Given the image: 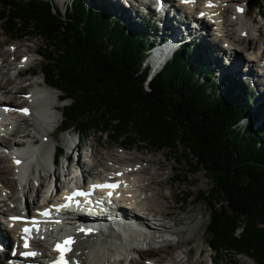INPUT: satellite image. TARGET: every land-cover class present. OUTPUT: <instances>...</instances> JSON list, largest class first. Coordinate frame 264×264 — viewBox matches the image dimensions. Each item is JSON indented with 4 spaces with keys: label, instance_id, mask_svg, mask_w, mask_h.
Listing matches in <instances>:
<instances>
[{
    "label": "trees",
    "instance_id": "1",
    "mask_svg": "<svg viewBox=\"0 0 264 264\" xmlns=\"http://www.w3.org/2000/svg\"><path fill=\"white\" fill-rule=\"evenodd\" d=\"M0 2L5 34L46 40L43 77L70 99L63 125L82 138L167 148L201 167L210 181L198 196L210 211L207 247L215 258L243 254L264 264V129L254 117L239 126L247 105L234 100L229 80L215 87L201 52L182 47L148 78L145 31L113 20L106 7L72 0L62 13L47 0Z\"/></svg>",
    "mask_w": 264,
    "mask_h": 264
},
{
    "label": "bare ground",
    "instance_id": "2",
    "mask_svg": "<svg viewBox=\"0 0 264 264\" xmlns=\"http://www.w3.org/2000/svg\"><path fill=\"white\" fill-rule=\"evenodd\" d=\"M111 1L114 3L115 5L114 9L116 11L120 13L124 12L125 8H123V6H126V3L124 4L123 0H111ZM176 1L178 2L177 4H164L161 1V3L159 4L156 10L155 8H153V4H154L153 0H124V2H128V4L130 3L134 4V7H132V9H135L134 14H136V16H134V14H130L132 18L141 16L140 10L142 13H144L146 9L152 8L155 14L157 15L159 21L163 25H168L169 27L178 26L180 28V37H186V38H198L199 37L202 41H204L208 45L213 44L215 48L214 53L217 56H220L222 60L224 58L226 59L227 67H223V66L222 67L225 68L228 71V73L232 74V76L241 77L244 82L246 81L249 82V84L251 85L250 88L252 89L253 94L255 93L254 88H256V94H254V96H256V99L260 102V105L263 104L264 106V75L260 77L257 73L255 65L253 64L256 62L257 67L261 66L262 64L264 65V61H262L263 63L257 62L258 61L257 57L259 53L264 54V51H262V49L261 50L259 49L258 53L254 54L252 51L254 49L247 48L246 52L248 53L249 58L248 59L246 58V60L243 59V56H241V54L240 55L238 54L235 56L233 54L228 55L225 53L227 52L228 49H230V52H231V48H234L233 50L237 51V49H235L236 46L240 48V46L242 47L244 45L245 39L235 38L234 35L237 36V32L235 33L233 31L231 32L229 29L230 25H232V21L230 20V17H229L230 13L228 12L231 11L229 4H233L236 6L240 3H244L246 0H224L222 4H225V5L222 10H216V6L219 0H195L194 3H188L187 5H181L182 0H176ZM208 2H211L214 5V10H209L207 8H204ZM195 4L200 5L201 8L199 10H191L193 9ZM195 11H197V16L195 15ZM202 11L203 12L209 11L206 15V19H201L199 17V13ZM126 17L128 18V16ZM210 28H211V33L217 35L216 37L217 39H223L224 45L222 47L218 45V41L216 39H210L209 37V35H211V33L209 32ZM251 30L252 28L249 22L246 26H242L240 29V31L245 32L244 37L246 39L249 38V40L247 39L248 44H251L252 42V39L250 37ZM260 41L258 39V41H256L257 44L260 43ZM230 44L234 45L235 47H231ZM20 50H21L20 47L17 48V50L16 48H14L13 49L14 51L13 52V62L11 63L5 60L4 64L1 66L2 72L0 76L2 77V79H0V89L3 90V93L6 94V98L9 100H15L16 98H18L17 94L19 93L18 91L20 90V88L18 89V84L16 82L18 81L19 78L23 79L27 75V74L23 75L24 69H21L20 71H18L16 78L13 79L9 77V73L13 70L12 65L15 64L14 62L18 58L15 55H18ZM238 51H240V49H238ZM157 55L162 56L163 60L161 64H163L169 56L168 48L166 47L160 48L155 56ZM208 60H210V57L208 58ZM210 61H212L213 63H217L215 59H211ZM0 62H1V58H0ZM263 67L264 66H262V68ZM3 69H5L4 72H3ZM34 72H36L35 75L37 76V71L34 70L33 68L31 70V74H34ZM28 77L31 78L29 75ZM3 81H5V85L7 84L14 85V88L16 89V91L13 92L14 96H10V91L6 90V88L5 89L3 88L4 86ZM36 84L35 85L37 87L41 86V84L39 83H36ZM33 89H34L33 96L35 97L36 103L28 104V100L26 97H25L26 100H21L18 103L21 105V107H29V108L35 109L33 119H32L33 123L30 122L28 118H25L17 114L15 116L16 117L15 119L16 132L20 131V129L18 128V124H19L18 121H20V119H24L25 121H28L30 124L34 125L36 128L40 129L41 132H43L44 134L46 127H49V126L55 127L61 121V115L57 116L54 113L53 108L51 107V104L48 105V102H47V100H51V101L57 100V98H59V95H57V92L52 90L55 88H52V89H44V88L40 89L39 88L38 91L36 90V87ZM47 90L50 91V95L45 93ZM38 103L40 104L37 106V109H36V105ZM22 123H24V121H22ZM32 125H29L26 131L22 130V132H24L23 140L25 142L21 143L20 141L15 140L14 146L22 147L24 146L25 143L27 144L25 147L20 149V150H25V151L22 152L20 156L18 155L16 157L21 163L28 161L30 158L34 156H37L41 160V172L34 174L35 178L38 181H40L38 183V186L35 187V184L32 180L30 181L26 180L25 183L20 187L22 190L23 197H25L27 194L34 195V198H33V202H34L35 200H38L39 195L44 190L45 192H47V190H49L51 186L50 184L52 183V181L51 183L50 181H48L45 184H42V181L46 180L47 176H51V173L49 170H52L53 166L51 163V160H52L51 150L49 148L51 146V141L56 140V136H54V133H53L49 137L51 140L48 141L46 144H43L40 147L35 146L34 148H30L32 147V145H29L31 143H28L25 138H31L32 134L30 133L31 131L29 130V127ZM19 135L21 134H17L15 138L17 139L18 138L17 136ZM33 142L36 143L35 141ZM80 143L82 144V142H79L78 144ZM78 146H75L74 150L78 152V166L83 174V178L86 181L89 179H92L95 182L98 178H100L98 171H97L99 166H95L96 162L92 158V153L89 155V161L88 159L84 157V160L86 161V163H81L82 156H80L79 154ZM27 148L28 149L30 148V150H26ZM3 159H4V162H5V159H8V161L10 160L6 156H0V162ZM161 160L159 158L158 159L151 158L149 162L151 164H149L148 167H142V165L140 166V164H134L136 167V168L134 167L135 170H130L132 167L131 165H126L123 161H119L118 159H115L116 162L113 161L114 164L108 163L109 166H106L107 164H104V162L100 163L102 166L101 168L106 172V175H104V177H109L111 179L116 180L117 183L122 187L121 189H122V195H123L124 200L128 201L126 202L127 208H121L119 212L121 214L128 216V218L137 220L139 222L137 228H139L140 226L141 227L147 226L146 218L142 217L147 212H152L154 215H157L160 218H163L165 220H171L172 222H174L173 224L174 226L182 225L181 223L183 219H180L179 215L182 212L184 213L186 212L185 210L186 208L184 206L185 205L184 203H186L185 201L186 196L185 197L183 196L182 198L181 196H178L176 194V191L178 190V188H174V186H172L173 178H168L167 180L162 179L165 175L164 173L168 170L169 165L163 163L162 162L163 160L162 161ZM103 164L105 166H103ZM11 165L13 166L12 163ZM60 167H62V165H60ZM71 167L73 166L69 164L64 170L65 176L68 177L69 181H72L74 178L73 170ZM12 168H14V166ZM58 168L59 166L56 167L53 172L55 175V185L54 186L56 188L61 186V180H60L61 175L57 171ZM91 168H94V169H91ZM19 170L23 172L20 175V177L22 179H26L27 177L25 174V168L19 169ZM11 171L12 170L7 165L6 168L1 170V176L4 177L6 174L7 175L10 174ZM43 172H46V174L42 175ZM118 173L120 175H117ZM3 180L5 179L3 178ZM14 182H16L15 179H14ZM4 183L5 182L0 179V184L2 185ZM30 183L34 184V193H28L26 191L27 189L32 190ZM127 186H132V189L124 191V188ZM2 187L4 189L3 192L8 191L10 194L11 192H13V190H8L3 185ZM42 188H44L43 191H41ZM167 189L171 190V195H167L165 193L166 192L165 190ZM184 190L186 189L183 188V190L181 191H184ZM187 194L189 193H186V195ZM51 198L52 197L50 196V198L44 199V201H46L47 203L44 204L43 206H50ZM15 200L16 199L13 198L11 194V195H7L6 199H2L1 202L7 205L8 201L13 202ZM182 201H183V204H181ZM17 209H18L17 206L8 207L7 209V208H3L0 205V248H7L8 246H13L12 237L15 238L17 234H19L18 223L10 222L8 220V218L12 215L11 212L16 211ZM156 220H159V219L156 218ZM121 222H122V225L124 226L131 225L127 220H122ZM166 228L168 227L166 226ZM173 228L174 227L171 226L169 229L172 230L175 234L182 232V230H174ZM129 230L131 231L130 233L121 232V231L118 232L115 229H110V228L105 229L103 232H100V233H96V232H90L87 234L84 232H78L77 234L66 233L65 237L71 236V239L74 240L73 245L70 247V253L68 255V259L73 264H101L104 262L109 264V258L113 255L115 256L119 255L120 257L124 258L125 256L132 255L133 253L136 254L137 251L135 249L136 247L135 244H137V242L139 241L143 242L147 240L148 235L146 231L143 229L136 230V231L132 229H129ZM150 230H153V229H150ZM164 241L174 242V240H162V241H159L160 243L157 241L156 242L161 244ZM178 243L180 244L181 242H178ZM159 244L156 246H152V247L157 248L159 247ZM32 246L33 247H43L41 242H33ZM166 246L167 248L178 249L177 248L178 246L173 243H169ZM142 252L145 253L143 250ZM180 253H183V252H180ZM5 257L10 259L11 249L8 254L6 252L0 254V258H5ZM41 261H42L41 258H36V259L28 258L27 259L28 264H42ZM137 262L138 261H136L134 264H136ZM123 263L124 261L122 258H120L119 261H116V264H123ZM149 263L150 264H161V263H164V261L163 260L159 261V259L156 262L155 260H150L146 264H149ZM171 264H185V262L183 261L182 258L178 256H173V262H171Z\"/></svg>",
    "mask_w": 264,
    "mask_h": 264
},
{
    "label": "rangeland",
    "instance_id": "3",
    "mask_svg": "<svg viewBox=\"0 0 264 264\" xmlns=\"http://www.w3.org/2000/svg\"><path fill=\"white\" fill-rule=\"evenodd\" d=\"M53 3L59 7V8H63L64 5H62V1L63 0H52ZM247 4H248V12L245 15H242L239 19H237L235 22L232 21V25H230L229 29L232 32H237L238 35L241 34L240 30L237 31L236 27L238 29H240L241 25H247L248 22L249 24L251 22H253V28L250 32L251 34V39L252 42L251 44H248V40L249 38H245V37H240V36H235V38H243L245 39L244 45L240 46V48H238L237 46L235 47V49H237V51L235 50H227V52H225L226 54L230 55H240L243 56V58L247 57V48L250 49H257V50H261L264 51V24L261 23L260 21H264V0H246ZM258 4V5H257ZM0 7H1V2H0ZM115 8V7H114ZM134 10L135 9H131V13L130 14H134ZM140 10V9H139ZM257 10L259 11L257 13ZM231 12V11H230ZM228 12V13H230ZM122 14H125L126 16H128V10L125 9L124 12ZM140 14L143 15V13L140 10ZM195 15L197 16V11H195ZM134 16H136V14H134ZM141 19H144V21H147L146 17H142L139 20H137V24H135V28L137 30H145V26H143V24L140 22ZM231 19L233 20V15L231 16ZM157 25V22L153 21V25ZM256 29H258V34H256ZM155 30V28H152L151 32H153ZM250 31V30H249ZM146 32L149 34V30H146ZM160 32V31H159ZM158 32V33H159ZM159 37V34H158ZM263 37V38H262ZM14 39H11L9 36H7L1 29H0V58H1V62H0V74L2 72L1 66L4 64V61L7 60L8 62H13V49L16 48H21V50L19 51L17 56L18 58L16 59L19 60L26 52H34L31 53L33 55V57H35L36 59H38L37 62L34 63V65L32 66V68H34V70L37 71V78L39 80H43V76L42 74L39 72V68L42 65V60L44 59L43 57V53L44 51V45H45V41L44 39L36 34H28L25 35L21 38H16L13 37ZM255 38V39H254ZM260 41V43L257 44L256 41ZM217 40V39H216ZM247 40V41H246ZM149 41V39H148ZM218 45H220V47H222V43L224 42L223 39H218ZM256 42V43H255ZM12 49H8L10 45H13ZM206 44V45H205ZM202 43L201 46L204 47V55H208L210 52V49H212V55L210 57L211 59H215L217 62H219V64H221L223 67H227L226 65V59L224 58L222 60V58L220 56H217L214 53V45L210 44L208 45L207 43ZM253 44V45H252ZM247 46V47H246ZM253 47V48H252ZM210 48V49H209ZM238 49H240V51H238ZM230 52V53H229ZM234 57V56H233ZM232 57V58H233ZM207 60L208 63H213L212 61ZM16 61L14 62L15 64L12 65L13 70L9 73V77L11 78H16L18 71L15 72V69L17 68L16 66ZM210 61V62H209ZM18 63V62H17ZM210 67V65L208 66ZM5 71V69H3V72ZM261 71V70H260ZM14 72V73H13ZM27 74V75H26ZM36 74V73H34ZM23 75H26L23 79H18V81L16 82L18 84V89L20 88V90L18 91L19 93L17 94V97L22 99V100H26L24 95H27L28 90L35 88L38 91L39 88L43 89L44 87L40 86L37 87L36 85V81H33L32 78L28 77V72L23 73ZM1 77V76H0ZM2 79V77L0 78ZM202 79V78H200ZM4 80V78H3ZM241 81V83L244 85L245 88H250V84L249 82H244L242 80V78L240 77L239 79ZM3 88L8 91H10V96H14V93L16 91V89L14 88V85H10L7 84L5 85V81H3ZM31 84V85H30ZM36 84V85H35ZM13 86V87H12ZM22 89V90H21ZM44 89H52V88H44ZM53 91L57 92V95H60V92L57 89H52ZM254 94H256V88H254ZM33 93V92H32ZM6 97V94H5ZM256 99V96H254ZM11 98V97H10ZM258 101V100H257ZM48 105L51 104V107L53 108L54 113L59 116L61 115L60 111L57 107H55L54 102H56V100L51 101V100H47ZM69 102V100H65L63 102V104H67ZM259 102V101H258ZM46 103V102H45ZM40 103H38L36 105V109L37 106ZM260 105V102L258 103ZM59 105V104H58ZM263 105V104H262ZM57 108V109H56ZM260 109H264L263 107L259 108ZM62 118V115H61ZM261 118H262V113H261ZM22 121H24V123H22ZM18 128L20 129V131L17 134H21L22 130L26 131V129L28 128L30 124L28 121H25L24 119H20V121H18ZM61 124V121H60ZM245 125V120L239 124V126L241 128H244ZM27 126V127H26ZM59 126V125H58ZM58 126H55L54 128L57 129ZM30 128V127H29ZM18 129V130H19ZM30 132V131H29ZM31 133V132H30ZM16 134V135H17ZM16 135L14 136L13 139H16ZM22 135V136H21ZM19 136H17L18 138L16 139L17 141H20L21 143L25 142L23 140V134H21ZM75 133L72 132V129H69L66 132H61L58 133L55 131L54 136H56V140H53V143L51 146H57L58 144H63V142L65 141V139H67L68 137L74 138L75 137ZM75 139V138H74ZM28 142V141H27ZM82 142V144H76V146L79 147V154L80 156H82V162L81 163H86V161L84 160V157L86 159H88L89 161V155L92 153V158L93 160L96 162L95 166H99V168L97 169V171L102 167L101 166V162H104V164H107L106 166H109L108 163L110 164H114L115 159H118L119 161H123L126 165H131V169L130 170H135V165L134 164H140V166L142 165V167H148L151 158H155V159H162L161 161L167 165H169L168 170L164 173V177L162 178L163 180H167L168 178H173V182H172V186H174V188H178V190L176 191V194L178 196H181L183 198V196L186 198L185 201L186 203H184L185 205V210L186 212H182L179 215L180 219H183L182 221V225H177L174 226V222H172L171 220H165L163 218H160L159 216L156 215V218L159 219V221H163L164 223H169L167 226L169 229L171 226H173L174 230H182L181 233H178V241L174 240V242H170V241H164L161 244L159 243H154L155 245L159 244V247L155 248V247H151V249H149V251H153L156 252L154 253L155 257H162L164 260V264H171V262H173V256H178L180 258L183 259V261L185 262V264H254L252 260H250L248 257H246L245 255H227L224 258L222 257H218L215 258L216 255L213 254V252L207 247L206 245V238L208 237L206 232H205V227L207 222L209 221V216H210V211L208 208V205L204 202V201H199L198 200V196L199 191L200 190H205L207 188H209L210 186V181L207 179L205 171L199 167H193L192 165L188 164L186 162L185 159H181V161H176L174 158V155L176 153H170L168 150L163 149V150H154L151 149L150 147H146L143 145H135L132 148H129L128 150L125 149H121L122 145L121 143H115L110 141V139L107 136H103L100 134H96V133H91L88 136H85L83 138H80V141ZM29 143V142H28ZM27 144L25 143L24 146H26ZM50 146V148H51ZM180 147L178 150L181 151ZM121 151V152H119ZM127 151V152H125ZM112 160V161H110ZM7 161V163H6ZM10 161V160H9ZM8 159H4L0 162V179L2 181H4L5 183L2 184L3 186H5L8 190H13L16 189L18 186L16 184V182H14L13 177H9V175H14L15 170L14 168H12L13 166L11 165V161L9 162ZM68 162V164H71V166H74L76 164L75 162V158L74 155H72L71 157H65L61 160V164L62 167L58 168V172L61 173L60 179H61V183L64 182L66 179H64L62 177V172L65 170V164ZM78 162V161H77ZM121 163V162H120ZM103 164V166H105ZM154 164V162H153ZM8 165V167H10V169L12 170L10 172V174H6L4 177L1 176V170L6 168ZM94 166V167H95ZM121 167V166H119ZM135 167V168H134ZM133 168V169H132ZM94 169V168H91ZM179 173L181 175H186L185 180L184 181H179L177 183L174 182V175H172L173 173ZM103 173L102 170H100L99 175H101ZM46 172H43L42 175H45ZM173 176V177H172ZM3 178L5 180H3ZM53 180L52 176H47L46 180L42 181V184L47 183L48 181ZM79 180V179H78ZM195 181V182H194ZM181 182V183H180ZM32 190L27 189L26 191L28 193H34V184L30 183ZM184 191H181V190ZM44 188H42L41 191H43ZM167 195H171V190L167 189L165 190ZM184 192V193H183ZM190 193V195L187 198L186 193ZM45 193V190L42 192ZM11 195V194H9ZM14 195L18 198L17 201L19 200L21 194H20V190L17 189L14 193ZM13 196V198L16 199V197ZM44 194H41V198L38 200H36L35 202H40V200L43 198ZM34 198L33 194H27V200H25V202L27 204H31V199ZM21 200V199H20ZM195 201V202H194ZM194 202V204H193ZM189 203V204H188ZM15 203H9L10 206L15 205ZM183 204V201L182 203ZM188 204V206H187ZM5 205V203H4ZM3 208H6L5 206H2ZM8 209V207H7ZM190 212V213H189ZM148 221V220H147ZM155 221V220H154ZM170 225V226H169ZM162 228V227H160ZM166 228V227H164ZM156 232V231H154ZM5 238V237H4ZM189 240V241H188ZM178 242H181L180 244ZM184 242V243H183ZM169 243H173L176 244L178 247V249H174V248H167V244ZM178 243V244H177ZM136 245V244H135ZM185 245H187L186 247H184ZM184 247V253H180L179 250H182V248ZM44 248V247H42ZM137 253H133L132 255H129L131 258V260L129 259V256H125L120 257L119 255H113L109 258V264H116V261H119L120 258L123 259L124 263L123 264H134L136 261H140L141 264H143V261H146L144 259H146L149 255H147L146 253H143L142 250H136ZM140 251V252H139ZM187 251V252H186ZM159 252H163V253H159ZM166 256V257H165ZM215 256V257H214ZM155 259V262L158 259ZM170 258V259H169ZM169 259V260H168ZM130 260V263H128ZM161 261V260H159ZM132 262V263H131ZM105 264H108L106 262H104ZM101 263V264H104ZM150 264V263H149Z\"/></svg>",
    "mask_w": 264,
    "mask_h": 264
},
{
    "label": "snow or ice",
    "instance_id": "4",
    "mask_svg": "<svg viewBox=\"0 0 264 264\" xmlns=\"http://www.w3.org/2000/svg\"><path fill=\"white\" fill-rule=\"evenodd\" d=\"M195 2V0H182V3H194ZM207 6L208 7H213L214 5L211 3V2H209L208 4H207ZM238 11H242V9H237ZM201 15L203 16L204 15V13H201ZM22 111H24L25 113H27V109H23ZM17 164H19L20 163V161L19 160H16L15 161ZM117 175H120L119 173L117 174ZM93 188H109V189H114V188H116V187H118V185L117 184H95V185H93L92 186ZM88 195V193L87 192H84V191H75V192H73L72 194H70V195H68V196H66L65 197V200L68 202L67 204H64V205H59V206H57L58 208H60V207H67V206H69V204H71V202H73V200H74V198L76 197V196H87ZM108 195L109 196H111L112 195V192L111 191H109L108 192ZM78 203V202H77ZM40 215H42V216H45V217H47V216H49L50 215V212H49V210H45V211H43L42 213H40ZM11 219L12 220H18V219H20L19 217H11ZM59 221H57V223H58ZM38 221H36V220H33L32 221V224L34 225V226H36L37 227V230H39L38 229ZM23 231H24V233H30L31 231H32V229H30V228H24L23 229ZM81 231H84V229H81ZM90 231V230H89ZM24 240H25V243H24V247L25 248H28L29 247V245H28V243H27V235L24 237ZM71 243H73V241H72V239L69 237L68 239H66L65 241H63V243H58L57 245H56V250L60 253V258H59V260H57V261H55L54 262V264H68V261H66L65 259H64V253L65 252H67V251H70V245H71ZM37 253H35V252H30V251H26V252H22L21 253V255L22 256H35Z\"/></svg>",
    "mask_w": 264,
    "mask_h": 264
}]
</instances>
